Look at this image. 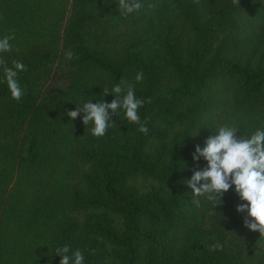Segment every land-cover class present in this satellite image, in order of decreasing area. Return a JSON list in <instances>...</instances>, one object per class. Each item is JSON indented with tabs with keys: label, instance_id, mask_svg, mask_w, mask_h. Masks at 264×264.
Instances as JSON below:
<instances>
[{
	"label": "trees",
	"instance_id": "obj_1",
	"mask_svg": "<svg viewBox=\"0 0 264 264\" xmlns=\"http://www.w3.org/2000/svg\"><path fill=\"white\" fill-rule=\"evenodd\" d=\"M140 2L125 16L118 0H0V38L14 36L0 56L27 69L17 102L0 68V264H60L64 246L84 264H264L235 186L210 202L186 183L219 126L264 130V0ZM62 38L70 84L42 97ZM118 83L145 101L147 134L123 109L100 138L67 115Z\"/></svg>",
	"mask_w": 264,
	"mask_h": 264
},
{
	"label": "clouds",
	"instance_id": "obj_2",
	"mask_svg": "<svg viewBox=\"0 0 264 264\" xmlns=\"http://www.w3.org/2000/svg\"><path fill=\"white\" fill-rule=\"evenodd\" d=\"M196 2L199 3V0ZM233 2L240 4V0ZM118 5L121 14L125 16L144 7L140 0H118ZM153 7L154 4H148V8ZM12 39L14 36L0 38V54L12 51L10 43ZM72 55L71 52L67 54L69 59ZM0 68L3 69L12 98L20 102L25 90L19 84L17 77L19 72L27 70L26 66L14 61V69L9 68L0 56ZM135 79L137 82H142L143 72L137 73ZM111 92L115 96L111 103L103 100L93 103L90 100L83 103L82 108L69 111L67 115L75 120L83 112V123L88 125L91 122L94 125L91 129L92 135L100 138L105 136L108 129L115 124L111 120L109 110L113 115L119 116L120 110L123 109L126 119L130 123L139 125L138 130L147 134L149 130L146 124L141 123L138 114V109L145 101L136 97L134 86L129 85L126 94L122 97L124 89L119 83L111 88ZM108 94L109 89H104V95ZM237 133L239 131L236 127L221 125L215 134L206 140L205 147L201 148L197 145L193 160L199 162L203 158L207 161V167L203 170H195L186 183L194 196H204L210 202L223 201L224 194L234 185L240 200L247 202L237 206V212L247 213L244 219L245 227L264 236V130L258 129L250 137L238 136ZM196 203L198 204L199 201ZM217 247L222 250V246L218 245H213L210 250L214 251ZM69 251L68 246L56 249L55 253L61 256L60 264H84L85 257L81 250L77 249L72 256L68 255Z\"/></svg>",
	"mask_w": 264,
	"mask_h": 264
},
{
	"label": "rangeland",
	"instance_id": "obj_3",
	"mask_svg": "<svg viewBox=\"0 0 264 264\" xmlns=\"http://www.w3.org/2000/svg\"><path fill=\"white\" fill-rule=\"evenodd\" d=\"M70 7L69 12L67 14V19L65 20L63 35L65 36L66 24L68 22V17H70ZM68 49L65 47L64 39L62 38V42L60 45V53L57 61L51 65V67L47 70L45 77L37 82L36 87L39 94L42 97H48L49 95H53L61 89H66L71 81L70 74V59L67 56ZM255 110H258L256 108ZM23 137V136H22Z\"/></svg>",
	"mask_w": 264,
	"mask_h": 264
}]
</instances>
